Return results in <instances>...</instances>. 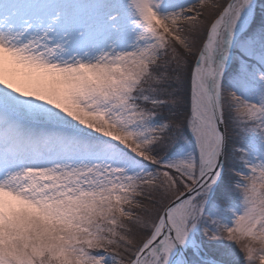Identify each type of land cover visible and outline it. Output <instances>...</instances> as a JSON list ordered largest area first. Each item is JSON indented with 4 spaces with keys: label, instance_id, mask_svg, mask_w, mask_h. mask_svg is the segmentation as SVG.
Listing matches in <instances>:
<instances>
[{
    "label": "snow or ice",
    "instance_id": "6c2138e0",
    "mask_svg": "<svg viewBox=\"0 0 264 264\" xmlns=\"http://www.w3.org/2000/svg\"><path fill=\"white\" fill-rule=\"evenodd\" d=\"M0 264H264V0H0Z\"/></svg>",
    "mask_w": 264,
    "mask_h": 264
}]
</instances>
